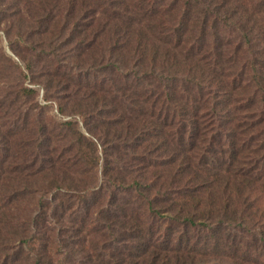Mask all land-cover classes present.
<instances>
[{"label":"rangeland","instance_id":"1","mask_svg":"<svg viewBox=\"0 0 264 264\" xmlns=\"http://www.w3.org/2000/svg\"><path fill=\"white\" fill-rule=\"evenodd\" d=\"M163 2L167 3L160 9L164 11L153 19L162 41L180 39L211 67L239 75L225 98L234 102L230 125L240 124L249 137L246 128L253 121L249 115L257 112L253 122L264 123L262 109L247 108L256 83L263 89L258 99H264V27L257 28L259 23L264 26V19L255 24V39L245 45L236 22L229 18L224 30L221 20L207 15L217 0ZM220 3L223 11L255 7L264 16V0ZM118 6H124L123 0H0V241L2 254L10 255L6 264L108 262L101 254L105 238L96 230L99 215L89 217L87 204L94 202L93 192L102 195L104 202L105 174L121 165L131 169L137 148V119L132 117L136 110L127 105L128 115L123 112L117 105L121 97L115 98L114 90L110 93L104 74L113 71L106 61H115L112 57L125 51L121 44L113 49L118 46L116 35L111 36L114 41L105 35L109 30L117 34L115 21L121 26L126 19L121 13L113 15V24L108 23ZM131 31L132 40L135 31ZM216 32L217 42L212 36ZM128 35L126 31L125 39ZM150 50H156L154 45ZM126 52L129 61L139 63L138 53ZM149 57L124 74L131 82L140 74L141 81L132 87L147 108L161 94L157 90L151 96L155 63ZM88 84L96 86L100 95L93 94ZM209 90L200 92L199 102L201 114L213 121L205 110L211 100ZM204 147L198 142L196 153L201 155ZM120 157L127 159L125 164ZM122 174L136 179L133 169ZM258 194L264 198V192ZM124 195L122 199H131L130 194Z\"/></svg>","mask_w":264,"mask_h":264},{"label":"trees","instance_id":"2","mask_svg":"<svg viewBox=\"0 0 264 264\" xmlns=\"http://www.w3.org/2000/svg\"><path fill=\"white\" fill-rule=\"evenodd\" d=\"M157 1L136 0L133 9V0H123L124 6L113 9L108 23L113 24V15L121 13L126 19L121 26L115 21L117 34H112L113 30L105 34L113 41L111 36L118 38L114 50L120 44L125 50L112 57L115 61H106L113 71L104 74L110 93L114 90L115 98L121 97L117 105L123 112L128 115L127 105L130 111L136 110L132 117L137 119V148L131 169L107 167L112 170L105 174L104 202L102 195L97 197L93 192L95 200L87 204L89 217L99 215L96 230L105 238L101 254L108 262L102 264H264V198L258 196L264 192V123L253 122L256 110L264 111V99H258L263 89L256 83L250 95L247 108L256 113L249 115L253 121L246 128L248 137L243 126L230 125L234 102L225 98L239 75L211 67L180 39L162 41L153 19L167 3ZM221 1L213 3L207 15L216 22L221 20L224 30L229 18L236 22L243 44L255 39V24L264 19L262 11L255 7L223 11ZM136 12L143 15L137 17ZM140 20L145 21L138 23ZM263 27L262 23L257 25ZM131 29L135 31L132 40ZM126 31L129 35L125 39ZM216 35L212 34L215 41ZM152 45L156 50H150ZM216 47L221 50L217 43ZM126 51L138 53L139 63L129 61ZM149 54L155 63L151 96L161 93L151 108L132 87L141 81L140 74L132 82L124 77L132 65L140 66L150 58ZM92 88L93 94L100 95L96 86ZM207 88L211 100L205 110L213 121L201 114L199 95L206 94ZM198 142L205 145L201 155L195 151ZM120 161L125 164L127 159L120 157ZM132 169L136 179L135 175L122 174ZM125 193L135 199H122ZM3 245L0 241V263L4 257L6 264L10 255L2 254ZM75 261L63 264H77Z\"/></svg>","mask_w":264,"mask_h":264}]
</instances>
